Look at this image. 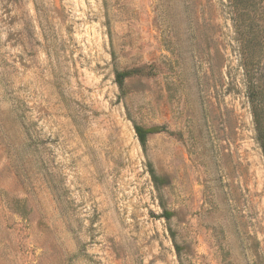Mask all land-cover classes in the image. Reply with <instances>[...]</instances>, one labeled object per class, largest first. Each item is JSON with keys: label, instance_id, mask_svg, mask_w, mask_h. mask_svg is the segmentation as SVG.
<instances>
[{"label": "rangeland", "instance_id": "obj_1", "mask_svg": "<svg viewBox=\"0 0 264 264\" xmlns=\"http://www.w3.org/2000/svg\"><path fill=\"white\" fill-rule=\"evenodd\" d=\"M235 36L229 0H0V264H264Z\"/></svg>", "mask_w": 264, "mask_h": 264}, {"label": "trees", "instance_id": "obj_2", "mask_svg": "<svg viewBox=\"0 0 264 264\" xmlns=\"http://www.w3.org/2000/svg\"><path fill=\"white\" fill-rule=\"evenodd\" d=\"M229 9L257 141L264 155V0H229ZM130 74L127 70L116 74L120 88H123L125 79ZM135 131L142 147L146 148L149 135L158 132V129L136 124ZM151 171L154 175L153 170ZM166 218L169 219L170 214H166Z\"/></svg>", "mask_w": 264, "mask_h": 264}]
</instances>
